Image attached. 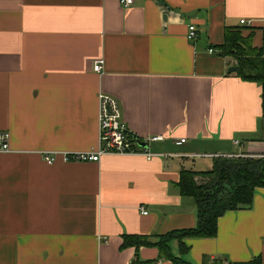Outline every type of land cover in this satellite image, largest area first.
<instances>
[{
	"label": "crops",
	"instance_id": "1",
	"mask_svg": "<svg viewBox=\"0 0 264 264\" xmlns=\"http://www.w3.org/2000/svg\"><path fill=\"white\" fill-rule=\"evenodd\" d=\"M226 29L263 46L264 0H0V130L12 150L0 153V264H174L124 237L197 226L182 169L264 155L263 87L229 71ZM101 92L140 139L164 136L139 144L154 156L47 163L98 147ZM186 243L188 254L177 240L171 251L193 264H264V187L219 218L215 237Z\"/></svg>",
	"mask_w": 264,
	"mask_h": 264
},
{
	"label": "trees",
	"instance_id": "2",
	"mask_svg": "<svg viewBox=\"0 0 264 264\" xmlns=\"http://www.w3.org/2000/svg\"><path fill=\"white\" fill-rule=\"evenodd\" d=\"M223 55L236 59L237 73L244 79L259 82L263 87L264 106V45L257 48L251 36L244 37L238 30H225L220 45ZM208 170H181L178 190L183 197L192 198L198 208V224L194 228L173 230L157 240L149 236L126 235L124 246L155 245L163 257L174 264H193L172 253L170 242L177 240L180 254H188V238H212L218 233V220L229 210L250 208L255 190L264 187V157L258 155L218 156ZM241 264H260V258Z\"/></svg>",
	"mask_w": 264,
	"mask_h": 264
},
{
	"label": "built area",
	"instance_id": "3",
	"mask_svg": "<svg viewBox=\"0 0 264 264\" xmlns=\"http://www.w3.org/2000/svg\"><path fill=\"white\" fill-rule=\"evenodd\" d=\"M124 7H128L134 3V0H120ZM241 24L251 25L252 20L242 19ZM189 40L197 38V30L194 24L189 26L187 35ZM212 52L213 49L211 48ZM95 70L101 72L103 66L100 64L95 65ZM99 142L98 147L93 151L87 152H62L54 154H44V159L47 163L52 164L59 155L64 161H81L92 160L99 161L103 154H142L151 159L154 154L148 148H142L139 144L142 142L150 144L152 141L163 140L162 135H153L145 139H140L132 133L126 122L123 119L122 109L119 100L114 96L101 92L99 93ZM11 135L9 131L0 130V153L11 152L10 147ZM181 142L185 139H181ZM142 212L146 214L148 211L142 207ZM228 264V263H226Z\"/></svg>",
	"mask_w": 264,
	"mask_h": 264
},
{
	"label": "water",
	"instance_id": "4",
	"mask_svg": "<svg viewBox=\"0 0 264 264\" xmlns=\"http://www.w3.org/2000/svg\"><path fill=\"white\" fill-rule=\"evenodd\" d=\"M238 70H239V66H237V65L232 66V67H230V69H229L230 72L238 71ZM141 145L144 146V147H147V146H148V143H146V142H142Z\"/></svg>",
	"mask_w": 264,
	"mask_h": 264
},
{
	"label": "rangeland",
	"instance_id": "5",
	"mask_svg": "<svg viewBox=\"0 0 264 264\" xmlns=\"http://www.w3.org/2000/svg\"><path fill=\"white\" fill-rule=\"evenodd\" d=\"M223 156V155H222ZM227 156H229V155H227ZM234 156V155H233ZM255 156V155H254ZM258 156H260V157H264V155H258ZM216 157H218V156H216Z\"/></svg>",
	"mask_w": 264,
	"mask_h": 264
}]
</instances>
